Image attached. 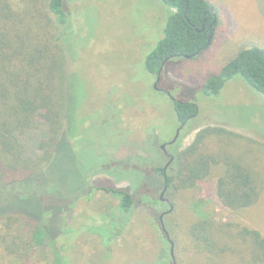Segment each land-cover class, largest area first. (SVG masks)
<instances>
[{
	"label": "rangeland",
	"instance_id": "obj_1",
	"mask_svg": "<svg viewBox=\"0 0 264 264\" xmlns=\"http://www.w3.org/2000/svg\"><path fill=\"white\" fill-rule=\"evenodd\" d=\"M207 1L219 21L212 46L192 60L177 58L168 62L156 84V75L144 70V61L163 36L169 8L160 0H65L71 35L64 49L68 70L73 74L70 86L77 97V109L71 116L76 126L69 139L71 151L59 152L61 158L48 174L49 181L57 182L48 207H40L41 199L36 197L16 198L14 208L28 213L39 211L46 219L52 218L49 228L59 229L65 224L69 235L61 241L74 244L65 252L68 264H260L254 256L261 250L238 230L256 231L264 239V191L253 206L229 211L216 197L219 171L212 172L194 189L172 197L165 193L172 211L163 216V223L174 245V261L159 224L161 214L169 208L158 200L163 186L151 170L139 178L137 191V177L126 181L104 175L92 178L90 188H129L136 201L121 236L107 244L88 229L106 225L112 214L117 215V199L97 191L91 200L84 195L78 199L80 178L94 171L100 162L112 166L104 160L106 157L97 161L96 155L104 154L116 161L151 151L152 165L162 162L154 153L155 146L159 150L172 141L179 129L172 100L193 101L199 111L179 148L187 147L200 130L208 127H221L239 135L250 141V148L264 147L262 95L240 78L226 83L217 97L205 98L200 93L204 81L218 74L240 50L253 46L264 49V0ZM10 2L14 8L19 5L18 0ZM40 136V131H34L25 138L31 153L36 152ZM216 138L224 152L254 167L259 156L254 150L228 136ZM167 151L170 154L169 147ZM260 161L264 162V157ZM253 171L258 182L264 183V178L258 179ZM127 175L128 170L121 174ZM34 181L35 185L17 186L20 194L46 193L40 180ZM139 197L142 200L138 201ZM73 201L76 203L67 215L54 216ZM206 221L212 224L198 226ZM0 264H6L1 256Z\"/></svg>",
	"mask_w": 264,
	"mask_h": 264
},
{
	"label": "trees",
	"instance_id": "obj_2",
	"mask_svg": "<svg viewBox=\"0 0 264 264\" xmlns=\"http://www.w3.org/2000/svg\"><path fill=\"white\" fill-rule=\"evenodd\" d=\"M18 2V7L14 8L10 0H0V256L6 264H68L65 252L74 244L67 245L61 241L69 235L65 224L59 229L49 228L52 218L46 219L39 211L28 213L22 208L15 209L14 205L16 198L28 200L39 197L40 207L47 208L46 204L51 201L49 196H53V191L56 193L57 189V182L49 181L48 174L61 158L59 152L71 151L69 139L74 134V127L76 129L71 116L77 109V97L70 86L73 74L68 70L64 49L71 35V24L65 0ZM160 2L171 10V14L161 40L145 58L144 70L150 75H156L161 67L163 70L174 59L189 57L192 60L207 52L219 25L218 15L207 0ZM236 78L264 97V49L253 46L240 50L218 74L204 81L200 93L205 98L217 97L226 83ZM172 102L177 127H184L176 142L169 146L171 161L160 149L157 150V145L154 153L162 158V162L156 166L152 165L151 151L144 156L116 161L104 154L96 155L97 161L106 157L104 160L112 166L106 167L107 162H100L94 171L80 178L78 199L84 195L91 200L90 196L97 191L109 194L118 201L117 215L112 214L108 224L88 229L103 238L106 244L121 236L136 201L129 188H90L92 178L98 175L123 181L137 177V191L139 178L145 175L146 170H151L166 187V194L172 197L194 189L212 172L219 171L215 193L221 205L229 211L253 206L259 193L264 191V183L258 182L253 171L258 173V179L264 178V162L262 165L260 161L264 157V147L250 148V141L241 136L221 127H208L200 130L187 147L179 148L199 111L193 101ZM34 131H40L41 136L35 145L36 152L31 153L25 138ZM222 136L244 144L259 155L253 170L238 157L221 149L216 137ZM125 165L129 168L125 169ZM79 169L78 166L77 174ZM125 170L129 175L122 177ZM34 179L40 180L46 193L21 195L17 186L35 185ZM44 200L49 202L43 204ZM75 201L54 216L67 215ZM207 223L212 224L206 221L198 226ZM238 231L258 251L261 250L255 254L254 261L264 264V239L261 235L247 229ZM74 233L75 230H72Z\"/></svg>",
	"mask_w": 264,
	"mask_h": 264
},
{
	"label": "water",
	"instance_id": "obj_3",
	"mask_svg": "<svg viewBox=\"0 0 264 264\" xmlns=\"http://www.w3.org/2000/svg\"><path fill=\"white\" fill-rule=\"evenodd\" d=\"M185 58H186V59H189V57H185ZM166 62H167V60L163 62V65H164ZM161 72H162V67L160 68V70H159L158 73H157V81H156V82L159 81V76H160ZM166 94L170 97V95H169L168 93H166ZM172 101H173V100H172ZM183 127H184V125H182L181 127H179V129H177V131H176V135H175L174 139H173L172 141L168 142L167 144L162 145V146L160 147L161 150H165V148H166L167 146L173 145V144L176 142V140L178 139L179 133H180V131H181V129H182ZM165 191H166V187L163 188L162 194H164ZM171 211H172V205H171V203H170V210L168 211V213H170ZM168 213H167V214H168ZM159 224H160V228H161L162 233L164 234V236L166 237V239H167V241H168V243H169V245H170V255H171V259H172V261H174V255H173V248H174V245H173V242L170 240V238H169V234H168V232H167V230H166V228H165V226H164V223H163V216H161V217L159 218Z\"/></svg>",
	"mask_w": 264,
	"mask_h": 264
},
{
	"label": "flooded vegetation",
	"instance_id": "obj_4",
	"mask_svg": "<svg viewBox=\"0 0 264 264\" xmlns=\"http://www.w3.org/2000/svg\"><path fill=\"white\" fill-rule=\"evenodd\" d=\"M156 77H157V74H156ZM159 83V81L158 82H156V84H158ZM155 89H156V85H155ZM181 127V126H180ZM169 146H167L166 148H165V150H161V148H160V150L165 154V156L168 158V159H170V161L172 160V156L170 155V154H168V151H167V148H168ZM170 163V162H169ZM169 163H167L165 166H164V172H165V170H166V167L168 166V164ZM164 188V187H163ZM163 188H162V190H161V193H160V195H158V197H159V201H163V202H165L166 203V205L168 206V208H169V210H170V202L168 201V200H166V199H164V195H165V193H166V191H165V193L164 194H162V191H163ZM168 210V211H169ZM168 211L167 212H165V213H162L161 214V216H164L165 214H167L168 213ZM160 216V217H161ZM169 247H170V245H169ZM172 260V259H171Z\"/></svg>",
	"mask_w": 264,
	"mask_h": 264
}]
</instances>
